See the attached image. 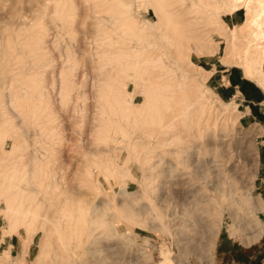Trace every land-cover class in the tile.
Returning a JSON list of instances; mask_svg holds the SVG:
<instances>
[{
    "label": "rangeland",
    "instance_id": "rangeland-1",
    "mask_svg": "<svg viewBox=\"0 0 264 264\" xmlns=\"http://www.w3.org/2000/svg\"><path fill=\"white\" fill-rule=\"evenodd\" d=\"M229 6L0 0V264H264V102L241 122L198 64L264 91L262 31Z\"/></svg>",
    "mask_w": 264,
    "mask_h": 264
},
{
    "label": "crops",
    "instance_id": "crops-1",
    "mask_svg": "<svg viewBox=\"0 0 264 264\" xmlns=\"http://www.w3.org/2000/svg\"><path fill=\"white\" fill-rule=\"evenodd\" d=\"M222 20L228 27H233V25L241 22L242 17L236 11L233 14L224 15ZM216 54L218 55L205 56L198 59L199 66L204 71L209 72L207 83L211 91L222 101L236 100L238 102L237 104L241 107L243 113L240 117L241 122H251L257 119L261 121L263 115L259 106L264 102L263 89L254 81L249 80L240 67L236 65H223L219 59L221 55H219V50ZM249 249L250 247L246 246L242 250L245 255L241 258L237 257V253H234V250L225 253L224 258L241 264H247L248 261L246 260L249 258Z\"/></svg>",
    "mask_w": 264,
    "mask_h": 264
},
{
    "label": "bare ground",
    "instance_id": "bare-ground-1",
    "mask_svg": "<svg viewBox=\"0 0 264 264\" xmlns=\"http://www.w3.org/2000/svg\"><path fill=\"white\" fill-rule=\"evenodd\" d=\"M154 1V0H152ZM167 1V0H166ZM230 1V6H229V10L231 12H236L240 9V5L242 4L243 7H244V10H245V13H246V20H247V27L248 28H256L257 30L261 29L262 31V38H264V24L262 25V18L264 17V11H260L259 13L256 12V3L255 2H252V0H229ZM165 5L161 6L158 10L155 8L154 9V14L159 18V23L162 24L163 23V20H164V16L162 17V14H161V9L162 7H164ZM161 15V16H159ZM219 24V23H218ZM262 26V28H261ZM230 32L232 33V28L230 29ZM230 36V34H229ZM221 40H218V43L216 44L215 48L218 46V44L220 43ZM222 42V41H221ZM254 56V55H253ZM12 184V183H11ZM10 184V185H11ZM13 186V185H11ZM15 187V186H14ZM11 188V187H10ZM260 206L262 207V204H260ZM262 209V208H261ZM260 209V210H261ZM93 213V212H92ZM138 215V214H137ZM92 216V215H91ZM94 216V215H93ZM99 215L97 214L96 217H98ZM73 218V216H72ZM94 219V218H93ZM54 220H58V219H54ZM76 220V218H75ZM88 220V219H87ZM87 220H85L86 222H88ZM92 220V219H90ZM96 220V219H94ZM93 221V220H92ZM104 221V219H103ZM12 222V221H11ZM10 222V226L8 229H12L11 227L13 226V223ZM90 224H91V221H89ZM88 222V223H89ZM94 222V221H93ZM23 223V222H22ZM54 223V222H53ZM74 223V222H73ZM88 223H85V224H88ZM24 224V223H23ZM84 224V223H82ZM84 224V225H85ZM113 224V223H112ZM89 225V224H88ZM75 226V225H74ZM117 226V225H116ZM76 227V226H75ZM83 227V226H82ZM73 229V228H72ZM89 238V237H88ZM260 237H257V238H254L255 241L258 240ZM254 241V242H255ZM252 242V241H251Z\"/></svg>",
    "mask_w": 264,
    "mask_h": 264
}]
</instances>
